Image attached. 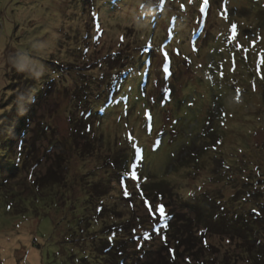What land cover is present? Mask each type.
<instances>
[{"label": "rangeland", "instance_id": "374dc122", "mask_svg": "<svg viewBox=\"0 0 264 264\" xmlns=\"http://www.w3.org/2000/svg\"><path fill=\"white\" fill-rule=\"evenodd\" d=\"M77 28L80 38L73 33ZM66 40L75 50L67 47ZM80 44L90 46L89 51L77 49ZM58 45L60 49L66 45L69 55L66 62L60 60L65 81L53 82L40 102L30 104L27 99L35 85L39 87L49 73L41 64L49 61L48 52L53 54ZM7 48L20 55L7 57ZM159 50L172 54L170 69L163 68L155 55ZM119 53L132 56L122 77L110 72L109 65H97L101 69L87 75L88 67ZM9 63L28 71L16 68L17 83L10 84ZM81 72L87 76L80 79ZM27 73L41 79H32L26 88ZM108 78L116 81L91 88L97 94L107 93L106 89L115 94L106 101L94 98L103 121L94 130L104 134L103 146L81 153L76 148L78 124L72 118L98 119L90 103L84 102L90 95L84 81L100 79L104 84ZM167 83H173L169 97L161 92ZM2 98L0 264H140L150 249L176 243L174 229L187 225L204 231L198 232L205 249L203 264H258L249 251L264 250L260 217L264 212V0H207L206 4L205 0H0ZM244 102L259 111L244 112ZM228 113L241 114V123L229 121L227 128ZM48 127L52 131H46ZM213 127L221 151L216 155L208 147L204 155L203 140ZM185 138L194 140L192 146ZM104 145L118 146L121 152L126 145L129 167L155 166V173L166 181L155 186L152 177L146 185L138 183L141 188L126 198L111 161L118 148L112 152ZM193 150L204 155L203 166H194ZM58 154L68 159L62 160L68 174L63 187L68 192L53 193L57 201L48 206L44 200L46 196L50 203L48 190L38 192L39 199L31 187L34 173L45 172ZM212 157L228 167L226 172ZM12 160L25 161L18 167L22 166L23 178L19 186L11 184L13 178H21H12L16 170L6 165ZM128 177L121 176L124 181ZM96 179L108 182L107 206L120 203L106 223L84 220L92 210L81 213L79 197L85 198ZM161 205L166 219L158 211ZM105 226L108 231L102 230ZM110 232L116 238L101 246L105 237L98 236ZM177 264L190 263L184 257Z\"/></svg>", "mask_w": 264, "mask_h": 264}, {"label": "trees", "instance_id": "16d2710c", "mask_svg": "<svg viewBox=\"0 0 264 264\" xmlns=\"http://www.w3.org/2000/svg\"><path fill=\"white\" fill-rule=\"evenodd\" d=\"M78 31H79V29L77 28V30H75L73 33L75 35L79 34ZM76 37L80 38V35H76ZM79 41H81V39H79ZM66 44H67L68 48L72 49V51H73V49L75 50L76 47L73 45V43L66 40ZM147 48L148 49L152 48V46H148ZM66 49H67L66 45L64 47H62V49H60L59 45H58V48L53 49V54L48 52V54L50 55V56L47 55L49 57L48 58L49 61L46 60V61L42 62L41 65L44 68V70L49 72V73H47V76L45 78H43V79H45V81L43 83L39 84L40 85L39 87H37L34 84L36 88L34 90H32L33 92L31 94V96L27 99L28 103L31 104V103H34L36 101L40 102L41 99H43L44 96L47 95V93H49L48 89H50V87H52L54 83L59 84L61 79H62V82L65 81V78H62V76H64V69L62 67H60V64H61L60 60L62 61L63 58H64L63 61H65V62L68 60L69 55L66 52ZM77 49H80L84 53H87L90 49V46L86 45V48H82V45L80 44V46H78ZM5 52H6L7 57H9V58H15V57L20 55V54L18 55V53H16L15 51L10 50L9 48H7L5 50ZM155 55L163 61V63H162L163 68H166V67L169 69L171 68L170 66H171V64H173L172 54L167 53L166 50H159L158 53H155ZM131 57L132 56L127 55V54L126 55H122L121 53H119L118 55L114 54L111 58L108 57L109 60H106V61H103L100 63L98 62L99 64L92 65L93 67L92 66L88 67L86 70L90 74H87V75H93L94 72L96 71L95 70L96 68H97V71L100 70L101 67H99L97 65H101V66L102 65H104V66L109 65V67H110L109 71L110 72H119V74H121L120 77H122L124 75L122 69L131 62V60H130ZM164 60H166V61H164ZM116 64H118V65H116ZM13 68H15V69L13 70L14 72L12 73ZM16 68H19L20 70H22L19 65L13 66L12 63H9L7 66V70L9 71L8 73L13 74L12 75L13 81L10 84H12L14 82L17 83L20 80L18 77H14V75L17 73V70H18ZM80 68L81 67H77V69H79V70H80ZM22 71H25V70H22ZM25 72H28V71H25ZM171 72H172V70H171ZM77 73L78 72H76V74ZM33 75H34V73H32V74L27 73L26 74L27 79L24 77V80L26 81V82H24V83H26V88L28 86V83L31 82L32 79H34V78H35V80H36V78L41 79L40 76H38L37 74H36V76H33ZM87 75L84 74L83 72L79 73L80 79L84 76H87ZM108 79L105 80L104 84L103 83L101 84L100 79H99V82H97V83L94 80L92 81V83L89 82V80L84 81V83H86V87H88L86 91H90V95L87 96V98L84 100V102L90 103L89 109H91L93 112L96 113V116L98 119L95 118L96 121H95V119L90 121V120H88L89 119L88 117L80 119L77 116L74 118V119H76V118L77 119L74 120L72 117H70V119L72 118V120L76 121V123L78 125L80 122L82 124V126L75 125L76 126L75 129H76V133H77L76 135L79 136V138H76L77 143H78V145L76 144V148L80 149L82 151L81 153H83L84 150L91 148V146L97 147L98 144L100 145V147L103 146L102 138L104 137V134L100 133V132L96 133V131L94 130L95 127H97L98 125H100V123L103 122V121H101L102 115L100 113L96 112L95 107H97L96 106V104L98 103L97 99L101 98L102 100L106 101V100L112 98V96L115 94L112 93V90L106 89L107 93H105V94L103 93V95H101V94L94 93L91 90V88L94 90V89L98 88L99 85H101V87H102V86H105V84L108 85V84L116 81V80H113L111 78L109 80ZM166 82H168V81H166ZM10 84L8 86H10ZM78 84L80 85L81 83H78ZM168 84L170 85V87H168ZM166 85L167 86H165L161 90V92L164 96L169 97L173 94V88H172L173 83H167ZM8 86H7V89H11V88H8ZM95 86H97V87H95ZM11 91H12V89H11ZM95 97L97 99L94 103ZM77 99H79V101H80L82 98L78 97ZM1 100H3L2 102L4 103L5 100L2 98V99H0V102H1ZM102 100H101V102H102ZM248 105H249V107H247V103L244 102L243 107H242L244 112H246V111L250 112L252 110L256 111L257 108L255 106L251 105L250 103ZM0 106L2 107V105H0ZM208 109H209V113L212 114L210 112V108L207 107V110ZM262 110H264V109H262ZM257 111H259V110L257 109ZM196 115L199 116V119L203 124V119H201L200 113H196ZM240 116H241V114H239V113L238 114H234V113L226 114L225 115L226 127L228 128L227 123L229 121L232 122V120L235 121L237 119V122L241 123V120H240L241 117ZM3 119H4V117L1 119V121H3ZM38 123L40 124V122H38ZM43 124H42V129H43V126H45ZM213 124H215V125L218 124V121H217V123L214 122ZM231 124H233V123H231ZM202 126H200L201 129L203 128ZM147 128H148L147 132H148V136H149V134L152 132V129H151L150 125H148ZM214 129L215 128L213 127V130H208L209 137L206 136V138L203 140V141H206V143H204L205 144L204 145L205 146L204 147V149H205L204 155L207 154L206 150L208 149V147L211 150V153L215 152L216 155L217 154L219 155V153L221 151V148L216 145L217 143H215L216 139L219 138L220 136L217 134V132ZM45 130L46 131H52V129L51 128L49 129V127H48V129H45ZM80 140H83V143H81ZM185 140L187 141L188 144H190V146H192L194 140L191 141V140L186 139V138H185ZM207 141H208V143H207ZM218 142H220L219 139H218ZM104 146L108 147L107 145H104ZM117 148H118V146H116L114 149L109 148V150L113 152ZM121 148H123V151L122 152L119 151V148H118V150H116V152H115V156L114 157L112 156L111 161L116 165V172H118L120 175L118 177V179L120 180L119 184H120V188H121V193L123 192V196H125L126 198H128V197L130 198L129 195H131L130 192L132 193L133 189L135 190L136 188H139V189L141 188V187H139L138 183L142 182L144 185H146L148 182L152 181V177H153V182H152L153 185L156 186L157 184H162V185L164 184V182L166 181V179H165L166 177L162 176V175L158 176L157 173H155V171H156L155 166L154 167L152 166V167H149V168L143 169V170H140V168H136L135 165L133 167H129L127 165V163H125V160H126V154L125 153H126L127 147H126V145H124V147H121ZM218 151H219V153H218ZM8 155H11V154H8ZM208 155L211 156V154H208ZM192 156H193L192 161L195 164L194 166H203L201 163L202 161H204L201 158L203 156H200V154L196 155L194 153V150L192 151ZM54 158L49 161V163H48L49 165L46 168L45 172H43L41 175H39V173H37V172L34 173L35 177L33 179V186L31 187L33 190V193H34V198L39 197V199L42 196L38 195L39 194L38 192H40L42 190L47 192V190H48V193H46V195H50L51 200H52V201L49 200L50 203H48L46 196L44 197V200L46 201L48 206L55 204L56 203L55 201H57V199H55L56 197L53 196V193L56 194L59 191L60 193H63V196H64L68 192L67 191L68 189L63 187V184L67 181V177H68V174H66V167L67 166L63 167V165H62V162H63L62 160H68V159L66 157H63L60 154H58ZM211 159L213 161L219 162L216 157H212ZM196 160H198V161H196ZM118 161L121 163H118ZM24 162H25L24 160H23V163H22V161H19V160H18V162H15V160H12L11 163L8 162L6 164L9 166L11 164L12 167L11 166L10 167L13 170H16V172L14 171L15 173L12 175V178L15 176L19 177V175L21 176V178H17V179L13 178V180L11 181V184L15 183V185H18V183H20L21 180L23 179L22 178V172L20 174V168L23 166ZM123 162L125 163L124 165H123ZM20 163L22 164V166L20 168H18L20 166ZM208 163H211V161H208ZM180 164L182 166H185V164L188 165V162H185L184 165H183V163H180ZM221 165L222 164L219 162V166L224 170V172H226L224 168H228V167H224L223 165L222 166ZM188 167H190V166H188ZM133 168H135V175L132 174ZM176 168L179 169L178 167H176ZM17 171H19V173ZM29 173H30V175L33 176V174H31L30 170H29ZM128 175L131 177H128L125 181L122 180L121 176H128ZM149 179L151 181H149ZM254 180H255L254 182H256L257 178ZM121 181H123V182H121ZM103 183H104V181H103ZM103 183H101L100 179H96V181H95L96 186H94L91 189V191L85 192V194H84L85 198L79 197V202L81 203V205H83V208L81 209V213H83L82 212L83 210H84V214H85L86 210H89V211L92 210V212H93L89 215H85L86 218L84 217V220L85 219H87V221L89 220V223H93V221L96 223V222H98V220L102 221L103 223L108 222L110 217L115 216L114 214L110 215V213L113 212V209H115L116 206H120L119 201L113 202L111 206H114V207H112V208H111V206H109V207L107 206V203L104 199H106L105 197L108 194V192L106 191L108 182L107 183L105 182L106 183V184L104 183L105 185ZM157 186H161V185H157ZM128 188H131V191L127 192ZM21 189H22V187H20V190H18L17 192L18 193L22 192ZM140 192H142V191L140 190ZM30 193H32V192H30ZM93 195H96L95 198L93 197ZM113 195L114 194H112V198H116V196L113 197ZM143 196H144V191L142 192V197ZM75 197H73L72 200L75 201V199H76ZM68 198L69 197L67 196L63 200L66 201ZM69 200H71V199H69ZM129 205L126 203L125 207L130 209ZM108 208H110L109 209L110 212H108ZM260 217L262 218V221L264 222V212H263V214L261 213ZM120 218H123L122 222H124V219H126V215H122ZM161 218H165V215L162 214ZM125 221H127V220H125ZM118 224H120V223H118L116 221L114 226H118ZM111 225H112V223H111ZM111 225H108V226H111ZM121 225H122V223H121ZM126 225H129V222ZM108 226L103 227L102 230L108 231V229L110 228ZM111 227H113V226H111ZM200 227L201 226H199V228ZM105 228H107V229H105ZM169 228H170V225H169ZM198 232L199 231L191 230L188 225L183 230H180L178 228L174 229V232L172 234L175 237L176 243H174L172 245L171 242L169 241V242L163 243L162 245H159L158 248H156V249L155 248L150 249L149 252L146 253L147 254V260L144 262H141L140 264H177L179 262V259L180 258L184 259V257L188 259V262L190 264H203V263H205L206 261H203V258H202V256L204 255V251H205V249L202 247V246H204V243H203V241H201L202 240L201 237H198ZM200 232L204 233L203 229H200ZM101 233H104V231H102ZM98 237H99V239H102L105 237V243H102V245H101V246H103L104 244H106V242L113 241L116 238V234H113L110 232L106 235L101 234ZM117 241H118V239H117ZM201 243L203 244L202 246L200 245ZM263 253H264V250H258V249H256L254 252L249 251V254L252 256L253 262H254V260H256L255 262L258 264H264V254ZM201 259H202V261H200ZM212 264H215V263H212Z\"/></svg>", "mask_w": 264, "mask_h": 264}, {"label": "snow or ice", "instance_id": "6c2138e0", "mask_svg": "<svg viewBox=\"0 0 264 264\" xmlns=\"http://www.w3.org/2000/svg\"><path fill=\"white\" fill-rule=\"evenodd\" d=\"M206 3H207V0H205V4H206ZM232 27H233V31H235V25H233ZM132 174L135 175V168H133V173H132ZM158 211H159L161 214H163V206H162V205L159 206Z\"/></svg>", "mask_w": 264, "mask_h": 264}]
</instances>
